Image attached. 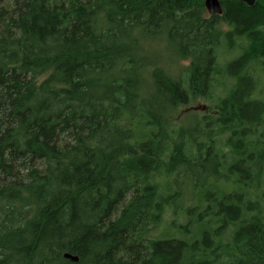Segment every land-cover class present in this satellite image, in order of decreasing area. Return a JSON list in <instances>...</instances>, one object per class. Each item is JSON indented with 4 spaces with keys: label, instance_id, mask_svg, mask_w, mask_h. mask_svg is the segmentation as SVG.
I'll list each match as a JSON object with an SVG mask.
<instances>
[{
    "label": "trees",
    "instance_id": "1",
    "mask_svg": "<svg viewBox=\"0 0 264 264\" xmlns=\"http://www.w3.org/2000/svg\"><path fill=\"white\" fill-rule=\"evenodd\" d=\"M204 1L0 0V264H264V0Z\"/></svg>",
    "mask_w": 264,
    "mask_h": 264
},
{
    "label": "rangeland",
    "instance_id": "2",
    "mask_svg": "<svg viewBox=\"0 0 264 264\" xmlns=\"http://www.w3.org/2000/svg\"><path fill=\"white\" fill-rule=\"evenodd\" d=\"M5 6H11V0H5ZM160 42L158 41H152L148 43L146 46L148 54H153L154 56H157V63L162 64L166 67H172V66H177L180 67V65H188L189 61L188 60H183L178 58L177 60H170L168 59V54L165 52V49L162 47ZM205 112H212L211 109L208 106V102L204 99H198L195 103L187 106H182L180 108V116H176L174 120L171 121L170 124L172 123H178L181 124L183 122V118L186 117V115L193 114V113H205ZM180 117V118H179ZM192 118V117H191ZM190 117H187L186 121H189L191 119ZM170 218V217H169Z\"/></svg>",
    "mask_w": 264,
    "mask_h": 264
},
{
    "label": "water",
    "instance_id": "3",
    "mask_svg": "<svg viewBox=\"0 0 264 264\" xmlns=\"http://www.w3.org/2000/svg\"><path fill=\"white\" fill-rule=\"evenodd\" d=\"M244 3L253 6L257 0H241ZM205 7L210 15L213 14H219L221 15L223 13V7H222V1L221 0H205L204 1ZM65 258L69 259L72 262H78L79 257L76 255H73L71 253H65Z\"/></svg>",
    "mask_w": 264,
    "mask_h": 264
}]
</instances>
